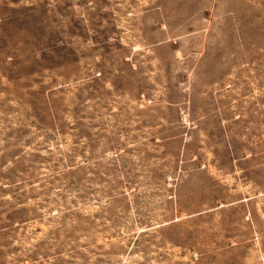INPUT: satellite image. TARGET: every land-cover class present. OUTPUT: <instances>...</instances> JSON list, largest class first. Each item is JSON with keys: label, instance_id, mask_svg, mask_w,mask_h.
Here are the masks:
<instances>
[{"label": "rangeland", "instance_id": "374dc122", "mask_svg": "<svg viewBox=\"0 0 264 264\" xmlns=\"http://www.w3.org/2000/svg\"><path fill=\"white\" fill-rule=\"evenodd\" d=\"M0 264H264V0H0Z\"/></svg>", "mask_w": 264, "mask_h": 264}]
</instances>
